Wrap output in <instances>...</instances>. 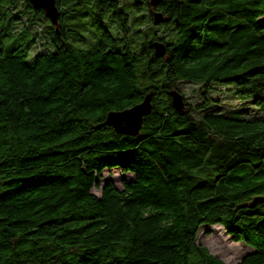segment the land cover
<instances>
[{"label": "trees", "instance_id": "obj_1", "mask_svg": "<svg viewBox=\"0 0 264 264\" xmlns=\"http://www.w3.org/2000/svg\"><path fill=\"white\" fill-rule=\"evenodd\" d=\"M125 3L55 0L54 25L0 0V264H227L196 242L213 224L253 247L236 264H264V0H158L164 30L142 38ZM105 10L114 32L78 44L70 19ZM181 80L199 83L196 102ZM219 84L255 114L211 108ZM145 94L137 133L99 124ZM113 166L133 173L121 189L100 185Z\"/></svg>", "mask_w": 264, "mask_h": 264}, {"label": "rangeland", "instance_id": "obj_2", "mask_svg": "<svg viewBox=\"0 0 264 264\" xmlns=\"http://www.w3.org/2000/svg\"><path fill=\"white\" fill-rule=\"evenodd\" d=\"M133 1L134 0H125V8L130 14L133 15V27L135 29H139L141 28V26H143L142 34L138 36L142 38L148 33L149 29L150 31L161 30L163 32L164 25H161L160 23H157L158 25H156V23L153 24L154 22L150 18L153 7L147 3V6L142 4L140 9H135ZM64 4L66 7H68L69 5L68 3ZM19 8H21V4L17 1V3H15L14 9ZM110 13V10H105L102 19H96L93 21V23L90 22V17L84 13H79L73 18H71L70 22L72 24L75 22H81L80 33L83 35L84 38L78 40V44L83 43L86 45V43L90 44L92 41L94 42L96 38L100 35L101 28H106L114 32L113 29L115 28V25L112 20V17L110 16ZM261 20L264 23V14L261 15ZM36 27L39 28V26ZM42 41L43 40H41L40 37H37V42L35 45H32V47L30 48V52L35 53V51L42 46ZM2 44L5 46L8 44V42L5 41ZM41 48L44 49L43 46ZM178 85L183 91V93H185V99L187 101L194 103L199 99V83L181 80ZM214 87L215 88L210 91L212 97L215 99V101H212L209 104L211 105V108H215L222 112L236 106L247 107L245 109V112H243L244 114H249V112L255 114V109L253 108V106L250 103H247L244 100H241L240 98L236 97V95L232 92L230 86L219 84L215 85ZM215 103H218V106H216ZM132 178L133 173L131 171H122L118 166H113L108 169L104 168L101 171L100 185L106 180H111L118 189H121L122 182ZM91 191L95 194H99L100 186H92ZM219 231V225H201L195 237L196 242L198 244L204 245L211 254L216 255L227 264H236L243 256V254L253 250V247L251 245L246 244L243 241L231 240L224 230V234L220 233ZM210 245L213 247L212 251L209 249Z\"/></svg>", "mask_w": 264, "mask_h": 264}, {"label": "water", "instance_id": "obj_3", "mask_svg": "<svg viewBox=\"0 0 264 264\" xmlns=\"http://www.w3.org/2000/svg\"><path fill=\"white\" fill-rule=\"evenodd\" d=\"M33 7H41L51 23L56 25L58 8L55 0H29ZM153 7L156 6L158 0H148ZM152 19L154 22H161L164 17L163 13L158 9L152 10ZM152 48L154 54L161 56L165 53L166 45L163 41L155 39L152 41ZM1 52V47H0ZM171 95L172 103L176 108L183 106L182 95L177 90H169L167 92ZM151 108V98L149 94H145L141 100L132 104L129 107L122 109H112L106 113L105 119L99 124L111 125L116 131L127 134H135L138 132L143 116ZM98 124V125H99ZM259 198L258 196L255 199ZM241 259V258H240Z\"/></svg>", "mask_w": 264, "mask_h": 264}, {"label": "bare ground", "instance_id": "obj_4", "mask_svg": "<svg viewBox=\"0 0 264 264\" xmlns=\"http://www.w3.org/2000/svg\"><path fill=\"white\" fill-rule=\"evenodd\" d=\"M155 23H159V22H155ZM213 225H219V224H213ZM219 228H220V231L219 232L222 233V234H224L222 226L219 225ZM222 247H223V245H222ZM209 249L212 251L213 250V247L210 245L209 246Z\"/></svg>", "mask_w": 264, "mask_h": 264}, {"label": "flooded vegetation", "instance_id": "obj_5", "mask_svg": "<svg viewBox=\"0 0 264 264\" xmlns=\"http://www.w3.org/2000/svg\"><path fill=\"white\" fill-rule=\"evenodd\" d=\"M28 28H29V30L31 31V33L34 34L33 29H32V27H30V25H28ZM31 39H32V43H31V47H32V45L34 44V42H35V40H36V37L33 36Z\"/></svg>", "mask_w": 264, "mask_h": 264}]
</instances>
